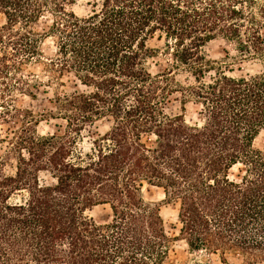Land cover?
<instances>
[{
  "label": "trees",
  "instance_id": "16d2710c",
  "mask_svg": "<svg viewBox=\"0 0 264 264\" xmlns=\"http://www.w3.org/2000/svg\"><path fill=\"white\" fill-rule=\"evenodd\" d=\"M75 1L0 0V143L16 160L14 174L0 160V264H170L146 185L178 204L191 251L264 264V148L254 146L264 131V72L207 76L214 67L202 50L220 37L264 58V0H87L84 15L68 9ZM47 38L55 52L42 61ZM155 38L173 59L157 74L147 67ZM40 63L43 74L33 68ZM179 69L192 82H177ZM65 74L81 88H56L49 101L66 129L41 135L15 96L36 98ZM177 92L182 110L197 106V122L167 113ZM103 120L109 128L92 150L78 151L80 132ZM99 205L109 208L105 221L88 214Z\"/></svg>",
  "mask_w": 264,
  "mask_h": 264
},
{
  "label": "rangeland",
  "instance_id": "374dc122",
  "mask_svg": "<svg viewBox=\"0 0 264 264\" xmlns=\"http://www.w3.org/2000/svg\"><path fill=\"white\" fill-rule=\"evenodd\" d=\"M68 9L74 10L79 15H84L88 12L89 7L87 0H76L72 4L67 5ZM3 17L0 15V22ZM48 19L42 18L36 28L42 31L47 24ZM149 46L155 49L154 56L147 60V67L153 74L168 69L173 64V59L165 45L164 40L153 39L149 42ZM42 53V61H46L48 57L54 56V45L51 39H43L40 43ZM207 59L213 62L214 70L207 76L214 75L216 71L222 70L234 76L252 75L264 72V58H252L242 55L236 48L235 44L230 43L222 38H216L202 48ZM42 64L35 65L34 70L43 74ZM173 76L176 81L181 84L192 82L193 78L190 73L182 69L175 70ZM63 85L58 87H43L36 92L37 97L32 98L27 95L17 94L15 96V104L17 107L30 109L35 113L38 119L36 129L41 135L62 134L66 129V121L60 117H53L50 111H55V108L50 103L49 99L53 96L57 88L61 93H70L71 91L81 88L78 81L72 74H65L62 78ZM182 96L179 92L174 93L170 103L167 105L166 111L170 115L183 113L185 119L189 123H195L199 120L197 106L193 103H187L185 110H182ZM109 128V123L105 120L97 122L95 125L87 126L77 136L76 149L83 153L90 152L93 146V140L104 134ZM0 132V135H3ZM254 146L264 148V131H262L255 139ZM6 143H0V160L3 162L4 171L7 174H14L16 169L15 158L8 157L6 154ZM238 169L234 168L233 173H237ZM41 181H50L48 174L41 173ZM26 192L20 193L19 197L25 195ZM144 198L160 209V214L163 218L166 231L170 237V249L168 263L183 264L187 262H198L200 264H223L220 255L209 253L207 251H191L184 239L179 237V220H178V204L169 201L161 188L155 186L144 187ZM109 208L106 205H99L88 211L97 221H105L109 217ZM229 264H262V263H247L244 257L238 253H228L226 255Z\"/></svg>",
  "mask_w": 264,
  "mask_h": 264
}]
</instances>
